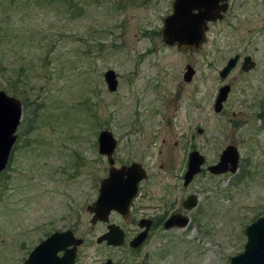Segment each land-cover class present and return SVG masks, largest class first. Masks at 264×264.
I'll return each mask as SVG.
<instances>
[{"label":"rangeland","instance_id":"obj_1","mask_svg":"<svg viewBox=\"0 0 264 264\" xmlns=\"http://www.w3.org/2000/svg\"><path fill=\"white\" fill-rule=\"evenodd\" d=\"M74 1L67 13L48 1L17 0L8 8L0 0V90L9 95L13 84L21 103L0 172V264H20L50 232L67 228L82 240L75 264H102L107 256L114 264H228L242 250L243 228L264 216V0H228L196 50L160 39L172 0ZM235 54L239 60L220 79L218 70ZM245 55L255 65L242 72ZM186 65L189 81L182 78ZM106 69L116 76L113 91L102 79ZM222 84L229 92L214 112ZM103 128L117 142L114 165L137 161L147 179L129 221L111 212L90 224L85 207L108 167L96 152ZM228 144L237 150V170L210 174L206 166ZM191 147L204 163L183 187ZM187 194L197 203L184 210L179 202ZM175 211L188 219L185 226H158L135 252L126 248L137 217ZM109 222L124 231L123 245L95 242Z\"/></svg>","mask_w":264,"mask_h":264},{"label":"water","instance_id":"obj_2","mask_svg":"<svg viewBox=\"0 0 264 264\" xmlns=\"http://www.w3.org/2000/svg\"><path fill=\"white\" fill-rule=\"evenodd\" d=\"M227 0H173L170 13L162 19L160 39L167 46H175L178 50H196L205 40V31L208 23L221 18V12L225 10ZM237 55L229 57L218 70L217 75L224 79L231 68L234 67ZM254 66V62L248 55L243 57L240 69L245 72ZM193 74L191 66L186 65L182 74L184 81H189ZM111 69L102 73V79L108 91L116 88L117 80ZM229 85L222 84L218 87L213 99L212 110L219 112L222 103L229 92ZM21 106L17 98L7 95L0 90V172L6 167L11 146L15 140L14 131L19 123ZM116 141L111 132L105 128L100 129L96 136V151L104 156L108 165L106 176L98 183L96 199L85 207L91 214L89 223L96 221L105 222L110 210L118 213L124 220L128 217V205L137 192V182L145 177L143 168L139 163L113 166L112 151ZM238 153L236 148L228 144L220 152L215 164L207 167L210 173H234L237 170ZM203 157L195 150L188 153L185 170L182 174L183 185L196 174ZM196 205L194 195L187 196L182 202L185 209H191ZM188 219L178 213L171 214L163 223V228L172 226L183 227ZM139 228H144L135 234L127 245L137 248L146 237L148 220L141 219ZM245 242L242 250L230 256L228 264H264V216L258 215L242 230ZM96 243L104 242L107 246H121L123 232L113 224H107L105 232L95 239ZM81 243L70 229L57 230L49 233L27 253L20 264H72L76 247ZM57 253H60V255ZM105 264H111L109 260Z\"/></svg>","mask_w":264,"mask_h":264},{"label":"flooded vegetation","instance_id":"obj_3","mask_svg":"<svg viewBox=\"0 0 264 264\" xmlns=\"http://www.w3.org/2000/svg\"><path fill=\"white\" fill-rule=\"evenodd\" d=\"M173 1V0H172ZM172 3V2H171ZM228 7H229V4H228V0L226 1V7H225V10L223 11V12H221V18L219 19V21L220 20H222V18H223V16H225V13H226V11H227V9H228ZM216 21H218V20H216ZM215 21V22H216ZM214 22V23H215ZM208 24H211V23H208ZM160 31H161V29H160ZM159 31V32H160ZM160 34V33H159ZM205 34V33H204ZM173 47H175V46H173ZM176 48V47H175ZM186 50H188V49H186ZM236 55V54H235ZM244 57V56H243ZM243 57L240 59V62H239V69H240V66H241V63H242V60H243ZM239 60V56L237 55V60H236V62ZM236 64V63H235ZM254 65H255V63H254ZM235 66V65H234ZM241 70V69H240ZM242 71V70H241ZM243 72V71H242ZM246 72V71H245ZM11 96H13V95H11ZM14 97V96H13ZM16 98V97H15ZM20 102V101H19ZM20 106H21V103H20ZM21 113V112H20ZM17 128V127H16ZM196 133H200L201 132V129L200 128H196V131H195ZM14 134H15V140H16V129H15V131H14ZM112 134V133H111ZM97 136V135H96ZM113 136V135H112ZM114 137V136H113ZM115 139V138H114ZM15 140H14V142H15ZM27 140V139H26ZM115 141H116V139H115ZM13 142V143H14ZM117 143V142H116ZM13 145V144H12ZM115 147H116V145H115ZM115 147H114V149H115ZM223 149V148H222ZM221 149V150H222ZM192 150H195V151H197L196 149H194L193 147H191L190 148V150L188 151V153L190 152V151H192ZM114 151V150H113ZM113 151H112V154H113ZM97 152V151H96ZM198 152V151H197ZM221 152V151H220ZM188 153H187V155H186V161H187V156H188ZM199 153V152H198ZM200 154V153H199ZM220 154V153H219ZM201 155V154H200ZM202 157H203V155H201ZM219 156V155H218ZM111 157H112V155H111ZM217 159H218V157H217ZM112 160H113V157H112ZM217 161V160H216ZM132 162H135V163H139V162H137V161H130V162H128L127 164H129V163H132ZM203 163H204V157H203ZM203 163L200 165V169H199V171H201V167H202V165H203ZM237 163H238V160H237ZM127 164H125V165H127ZM140 164V163H139ZM120 165H124V164H120ZM119 165V166H120ZM141 165V164H140ZM211 164H209V165H207L206 166V171H208L207 170V167L208 166H210ZM113 166H115L114 165V160H113ZM185 166H186V162H185ZM116 167V166H115ZM142 167V166H141ZM143 168V167H142ZM144 170V169H143ZM184 170H185V168H184ZM184 170H183V172H184ZM199 171L197 172V173H199ZM183 172H182V174H183ZM209 172V171H208ZM144 173H145V177L144 178H141L138 182H137V192H136V194H135V196L130 200V203H129V205H128V217H127V219L126 220H124V219H122V221H129L130 220V217H131V211H133V202H134V199L138 196V194H139V190H140V185H141V183L144 181V180H146L147 179V174H146V172L144 171ZM197 173L196 174H194L193 176H192V178L188 181V183L193 179V177L195 176V175H197ZM210 173V172H209ZM225 173V172H224ZM107 174V173H106ZM106 174H105V176H106ZM210 174H213V175H219V174H223V173H218V174H215V173H210ZM104 176V177H105ZM102 178H100V180H101ZM99 180V181H100ZM99 183V182H98ZM187 183V184H188ZM186 184V185H187ZM181 185L183 186V187H185L186 185H183V180H182V175H181ZM97 190H98V187H97ZM97 190H96V196H95V198H94V200L96 199V197H97V194H98V192H97ZM189 195H191V194H187L183 199H181L180 200V206H181V208L182 209H184V210H187V209H185L183 206H182V202L184 201V199L187 197V196H189ZM93 200V201H94ZM92 201V202H93ZM197 203V202H196ZM87 206V205H86ZM189 210V209H188ZM116 213V212H114L113 210H110V212H109V214L110 213ZM174 213H178V214H181V215H183L180 211H175V212H172V213H170L169 215H167L166 217H163V216H154V215H142V216H139V217H137L136 218V223H135V225H136V231L133 233V235H131L130 236V238L129 239H127V241H126V248L130 251V252H135V250H137V249H139L140 248V246L141 245H143L144 244V242L149 238V236H150V234H151V231L154 229V228H156V227H158V226H162V228H163V223H164V221L171 215V214H174ZM109 214H108V216H109ZM117 215H119L118 213H116ZM120 216V215H119ZM184 216V215H183ZM108 219V218H107ZM141 219H145V220H148V228H147V232H146V237H145V239L141 242V244L140 245H138V247L137 248H131V247H129L128 245H127V242L135 235V234H137L139 231H141L143 228H144V226H142L141 228H139V226H138V222H139V220H141ZM97 222V221H96ZM95 223V222H94ZM93 223V224H94ZM107 224H113V225H116V224H114V223H111V222H109V223H107ZM106 224V225H107ZM106 225H105V227H106ZM118 226V225H117ZM120 229H121V227L120 226H118ZM68 229V228H67ZM122 230V229H121ZM72 231V230H71ZM53 232V231H52ZM105 232V231H104ZM104 232H102V233H104ZM122 232H123V243H122V245L124 244V242H125V240H124V238H125V234H124V231L122 230ZM51 233V232H50ZM73 233V232H72ZM101 233V234H102ZM74 234V233H73ZM100 235V234H99ZM98 235V236H99ZM75 236V235H74ZM76 238H79V237H77V236H75ZM97 237V236H96ZM80 240H81V238H79ZM96 239V238H95ZM82 241V240H81ZM104 243V242H103ZM105 245V244H104ZM111 247H113V246H111ZM118 247V246H117ZM76 249H77V247H76ZM60 255V253H57V255ZM106 260H109L110 261V263L111 264H114V262H113V260L111 259V257H109V256H107V257H105L104 258V260L102 261V264H105V261ZM75 261H76V251H75V257H74V260H73V263L72 264H75Z\"/></svg>","mask_w":264,"mask_h":264},{"label":"trees","instance_id":"obj_4","mask_svg":"<svg viewBox=\"0 0 264 264\" xmlns=\"http://www.w3.org/2000/svg\"><path fill=\"white\" fill-rule=\"evenodd\" d=\"M20 1H22V0H20ZM39 1H48V2H50V4L64 5V10L66 8L67 13L69 12V10L76 9V6H77V2H75L74 0H39ZM86 1H89V0H83V2H86ZM93 1H96V0H93ZM15 2H17V0H8V3L5 4V6L8 8H12V6L14 5ZM9 5H11V6H9ZM10 11H13V10L11 9ZM74 15L76 16V14H74ZM8 89L10 92L9 95L15 94V87L13 86V84H11ZM27 130L28 129H26L25 131H27Z\"/></svg>","mask_w":264,"mask_h":264}]
</instances>
